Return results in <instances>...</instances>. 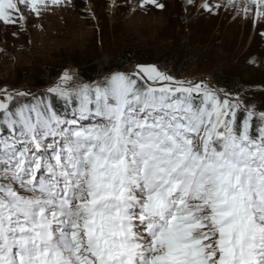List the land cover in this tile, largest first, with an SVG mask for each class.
<instances>
[{
    "label": "snow or ice",
    "instance_id": "obj_1",
    "mask_svg": "<svg viewBox=\"0 0 264 264\" xmlns=\"http://www.w3.org/2000/svg\"><path fill=\"white\" fill-rule=\"evenodd\" d=\"M71 3L0 0V25ZM235 6L264 21V0ZM0 129V264H264V109L242 96L151 64L65 70L0 88Z\"/></svg>",
    "mask_w": 264,
    "mask_h": 264
},
{
    "label": "rangeland",
    "instance_id": "obj_2",
    "mask_svg": "<svg viewBox=\"0 0 264 264\" xmlns=\"http://www.w3.org/2000/svg\"><path fill=\"white\" fill-rule=\"evenodd\" d=\"M159 2L164 9L150 5L140 8L138 0H72L39 19L30 18L23 30L0 25V88L43 93L20 89L25 83L17 80L18 75L29 70L34 76H42L47 66L68 55L101 58L122 47L162 52L189 42L195 46V60L184 73L185 80H204L211 86L214 84L205 77L207 74H237L255 64L256 56L264 55V21L254 23L251 13L246 16L238 12L235 5L243 0ZM205 2L213 6L211 12L201 7ZM71 67L67 65L65 70L74 72ZM256 90L257 100L264 106V88Z\"/></svg>",
    "mask_w": 264,
    "mask_h": 264
},
{
    "label": "trees",
    "instance_id": "obj_3",
    "mask_svg": "<svg viewBox=\"0 0 264 264\" xmlns=\"http://www.w3.org/2000/svg\"><path fill=\"white\" fill-rule=\"evenodd\" d=\"M191 25V24H190ZM207 33V32H206ZM198 34V33H197ZM202 44V42H197ZM195 46L189 45V42H182L175 49H168L162 52H154L150 49L138 47H122L114 54H105L101 58H84L71 54L66 58L60 59L58 62L45 68L44 75L34 76L29 70L23 75H18L21 82L25 83L20 89H29L40 91L53 84L59 74H61L67 65H71L76 75L83 83H91L98 77L105 75L113 70L130 71L136 65H156L161 71L168 69V74L174 76L178 80H185L187 74H184L191 67L195 57ZM260 54V53H259ZM206 78H210L211 82L219 89H224L233 95H240L245 101L256 105L258 109H264L263 103L257 98L258 91L256 88H264V55L256 56V62L249 65L244 71L240 70L237 74L212 75L207 74ZM36 95L42 92L35 93ZM30 99V98H28ZM55 108L63 112L64 106L62 102L54 101Z\"/></svg>",
    "mask_w": 264,
    "mask_h": 264
}]
</instances>
